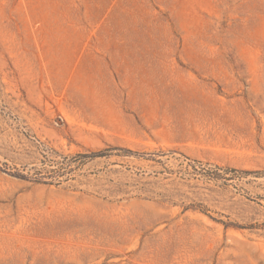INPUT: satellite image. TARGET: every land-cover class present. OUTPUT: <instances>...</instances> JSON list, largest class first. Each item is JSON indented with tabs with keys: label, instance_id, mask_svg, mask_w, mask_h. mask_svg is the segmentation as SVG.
<instances>
[{
	"label": "rangeland",
	"instance_id": "1",
	"mask_svg": "<svg viewBox=\"0 0 264 264\" xmlns=\"http://www.w3.org/2000/svg\"><path fill=\"white\" fill-rule=\"evenodd\" d=\"M0 264H264V0H0Z\"/></svg>",
	"mask_w": 264,
	"mask_h": 264
}]
</instances>
